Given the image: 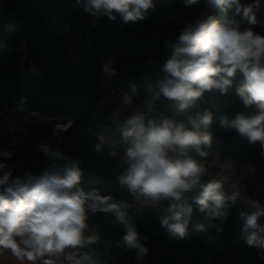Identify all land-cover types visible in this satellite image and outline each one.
<instances>
[{
    "label": "clouds",
    "instance_id": "9594fccd",
    "mask_svg": "<svg viewBox=\"0 0 264 264\" xmlns=\"http://www.w3.org/2000/svg\"><path fill=\"white\" fill-rule=\"evenodd\" d=\"M204 2L210 11L234 9L241 19L221 21L209 12L187 22L174 41L166 40L168 56L162 75L148 85L151 95L138 103L135 85L122 91L120 108L129 114L118 124L120 136L100 135L94 147L98 154L107 147L112 157L122 150L120 188L144 208L157 209L159 224L170 239L187 238L190 226L197 233L210 227L222 232L229 210L239 202L254 209L238 213L249 233L247 245L264 248V224L259 223L264 206L243 196L237 187L226 192L222 180L209 178L208 162L217 142L214 124L225 132L235 131L250 145L259 144L264 154V35L254 30L257 25L264 27L256 13L261 3ZM76 3L92 17L115 21L119 15L125 23L144 21L155 9L153 0ZM200 3L183 0L185 8ZM245 21L247 26L242 27ZM63 26L70 30L72 25ZM103 70L114 72L107 63ZM238 77L236 94L245 108L255 106L258 111L217 115ZM165 103L180 112L195 109L196 115L169 118L161 107ZM28 115L41 114L33 110ZM37 150L46 158L38 172L26 170L14 176V168L0 163V257L10 255L18 264H82L79 253L100 242L98 229L89 224L90 215L96 213H111L122 226V237L105 241V246L134 251L137 260L149 254L145 246L149 237L141 236L127 201L97 189L84 190L80 160L61 145L41 141ZM3 155L10 158L14 153ZM195 211L203 214L202 219L193 220Z\"/></svg>",
    "mask_w": 264,
    "mask_h": 264
},
{
    "label": "trees",
    "instance_id": "16d2710c",
    "mask_svg": "<svg viewBox=\"0 0 264 264\" xmlns=\"http://www.w3.org/2000/svg\"><path fill=\"white\" fill-rule=\"evenodd\" d=\"M250 2L242 0L244 4ZM153 3L155 9L146 20L125 23L119 15L115 21L92 17L76 0H0V163L14 168V176L26 170L38 172L46 158L38 152L37 144L47 141L61 145L80 160L84 190L97 189L130 204L128 211L141 236L149 237L145 260L150 264H264V248L246 243L249 233L236 205L229 210L222 232L210 227L197 233L190 226L187 238L170 239L159 224L157 209L144 208L120 188L117 177L122 150L116 157L108 155L107 147L99 154L95 151L98 136L111 138L112 132L120 136L118 124L129 114L120 108L122 91L135 85L138 103L151 95L148 85L162 75L168 56L166 40L174 41L187 22L209 12L221 21L241 19L234 9L227 13L210 11L204 0L190 8L183 6V0ZM260 3L256 13L264 24V0ZM69 23L71 29L66 30L63 25ZM243 26H247L246 21ZM254 30L264 35V27L257 25ZM105 62L114 72H104ZM29 66L36 71L23 72ZM240 79L234 82L225 98L227 104L219 106L217 115L258 111L255 106L245 108L236 94ZM161 107L172 119L196 115L195 109L180 112L166 103ZM33 110L42 115L40 120L30 124L24 121L23 130H16L17 121L28 118ZM56 125L65 126L55 130ZM213 133L217 142L208 157L209 178L220 179L212 159L218 153L231 167L224 174L230 180L245 174L248 198L264 206V154L259 144L250 145L235 131L225 132L215 124ZM6 151L14 155L5 157ZM220 180L226 192L232 190L229 181ZM253 210L247 205L243 211ZM202 216L195 211L193 220ZM259 223L264 224V217ZM89 224L98 229L100 242L79 253L82 264H137L134 251L105 246V241L114 242L123 235L122 226L115 223L111 213L90 215Z\"/></svg>",
    "mask_w": 264,
    "mask_h": 264
},
{
    "label": "built area",
    "instance_id": "2783aa9c",
    "mask_svg": "<svg viewBox=\"0 0 264 264\" xmlns=\"http://www.w3.org/2000/svg\"><path fill=\"white\" fill-rule=\"evenodd\" d=\"M106 63L109 64L108 62H105V64ZM109 73H112V72H109ZM58 126L64 127L65 125H58ZM212 159H213L214 166L217 169V176L220 179L227 180L230 182L229 177H227L226 174H224L225 171H228L231 168L229 161L225 158H222L221 155H219L218 153L214 154ZM246 178L247 176H245V174L236 178L238 189L246 191V188H247V184L245 183ZM145 264H150V263L147 262Z\"/></svg>",
    "mask_w": 264,
    "mask_h": 264
},
{
    "label": "rangeland",
    "instance_id": "374dc122",
    "mask_svg": "<svg viewBox=\"0 0 264 264\" xmlns=\"http://www.w3.org/2000/svg\"><path fill=\"white\" fill-rule=\"evenodd\" d=\"M111 58H109L110 61ZM27 71H36L35 68L33 66H29L28 68H23V72H27ZM42 117V115H40L39 117H34V116H29L28 118H22L20 119V121H17V118L13 115H11V118H14V120L17 121V123L14 125V128L16 130H18L19 132H21L23 130V122L26 121V123L30 124L33 123L36 120H40V118ZM231 189V188H230ZM140 261L144 262V260H137L138 264H141ZM0 264H18V262L9 256H5V257H0Z\"/></svg>",
    "mask_w": 264,
    "mask_h": 264
},
{
    "label": "crops",
    "instance_id": "0c3cea01",
    "mask_svg": "<svg viewBox=\"0 0 264 264\" xmlns=\"http://www.w3.org/2000/svg\"><path fill=\"white\" fill-rule=\"evenodd\" d=\"M227 177H228V175H227ZM230 187H231V189H234L235 187H237V180H236V178H235V179H234V178H231V180H230ZM241 193H242L243 196L248 197L247 194H246V191L241 190ZM236 206H237V209H238L239 211H243L244 208H245L247 205H242V204H240V203L238 202V203L236 204ZM135 257H136V255H135ZM143 260H144V262L140 261L141 264H145V263H147L146 260H145V257L143 258ZM137 264H138V262H137Z\"/></svg>",
    "mask_w": 264,
    "mask_h": 264
}]
</instances>
